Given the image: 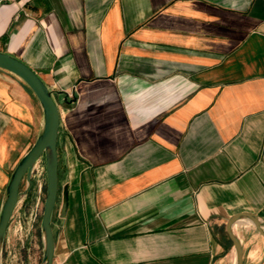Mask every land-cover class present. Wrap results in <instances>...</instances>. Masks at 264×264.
<instances>
[{"label": "crops", "instance_id": "1", "mask_svg": "<svg viewBox=\"0 0 264 264\" xmlns=\"http://www.w3.org/2000/svg\"><path fill=\"white\" fill-rule=\"evenodd\" d=\"M0 51L59 100L52 264H235L227 222H264V0H17ZM41 125L0 69V207Z\"/></svg>", "mask_w": 264, "mask_h": 264}, {"label": "water", "instance_id": "2", "mask_svg": "<svg viewBox=\"0 0 264 264\" xmlns=\"http://www.w3.org/2000/svg\"><path fill=\"white\" fill-rule=\"evenodd\" d=\"M0 69L19 78L32 92L42 111V125L40 132L28 150L15 166L5 189L0 207V258L8 230L9 222L18 203L24 199L32 187L31 175L37 162L42 158L45 168V199L40 221V239L42 245V259L39 264H52L54 254V236L52 218L59 190L58 178V135L60 114L56 98L41 80V78L19 59L0 51ZM25 180L26 188L21 191V184ZM246 219L264 236V222L259 216L241 213L234 215L227 222L226 232L235 250V264H242V248L234 234V225Z\"/></svg>", "mask_w": 264, "mask_h": 264}, {"label": "rangeland", "instance_id": "3", "mask_svg": "<svg viewBox=\"0 0 264 264\" xmlns=\"http://www.w3.org/2000/svg\"><path fill=\"white\" fill-rule=\"evenodd\" d=\"M31 182L30 192L18 203L12 214L0 264H39L41 262L42 245L39 228L46 186L42 158L36 164L31 175ZM25 188L24 180L21 184V191H24Z\"/></svg>", "mask_w": 264, "mask_h": 264}, {"label": "built area", "instance_id": "4", "mask_svg": "<svg viewBox=\"0 0 264 264\" xmlns=\"http://www.w3.org/2000/svg\"><path fill=\"white\" fill-rule=\"evenodd\" d=\"M17 0H0V6L5 5V4H10V3H14Z\"/></svg>", "mask_w": 264, "mask_h": 264}]
</instances>
